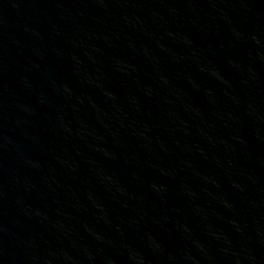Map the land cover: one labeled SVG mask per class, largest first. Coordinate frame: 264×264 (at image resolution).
Listing matches in <instances>:
<instances>
[{
	"label": "water",
	"instance_id": "obj_1",
	"mask_svg": "<svg viewBox=\"0 0 264 264\" xmlns=\"http://www.w3.org/2000/svg\"><path fill=\"white\" fill-rule=\"evenodd\" d=\"M0 264H264V0H0Z\"/></svg>",
	"mask_w": 264,
	"mask_h": 264
}]
</instances>
